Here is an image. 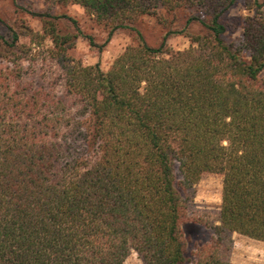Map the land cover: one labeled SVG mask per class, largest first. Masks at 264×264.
<instances>
[{"label": "trees", "instance_id": "trees-1", "mask_svg": "<svg viewBox=\"0 0 264 264\" xmlns=\"http://www.w3.org/2000/svg\"><path fill=\"white\" fill-rule=\"evenodd\" d=\"M240 1L248 13L230 17ZM69 4L136 42L108 70L85 63L71 53L77 19L56 12ZM43 5L23 8L41 30L0 16V264H123L132 251L145 264H235L232 233L264 242V0ZM143 16L166 29L158 45ZM176 34L190 47L172 49ZM210 172L222 202L194 218L212 235L190 254L183 225Z\"/></svg>", "mask_w": 264, "mask_h": 264}, {"label": "rangeland", "instance_id": "rangeland-1", "mask_svg": "<svg viewBox=\"0 0 264 264\" xmlns=\"http://www.w3.org/2000/svg\"><path fill=\"white\" fill-rule=\"evenodd\" d=\"M28 10H42L43 0H0V16L13 25L28 24L36 30H41L42 23L39 19L25 12ZM58 13H67L77 19L81 34L75 40V47L71 53L82 58L87 64L99 62L104 70H108L115 59L125 48L136 42V34L132 30H117L110 32L99 25L82 6L69 4L57 8ZM190 13L189 11L185 14ZM248 13L243 1L238 2L228 13L230 17L243 18ZM172 18V16H169ZM185 20L177 22L178 27L184 25ZM67 24V23H66ZM138 28L142 31L147 41L158 45L166 29L154 16H143L138 22ZM197 24L191 25V30L199 31ZM5 28L0 21V33ZM242 36V28L228 34V38L239 42ZM89 37L94 44L90 43ZM168 45L174 50H184L190 47V39L183 34L172 35L168 39ZM223 175L221 173H205L196 185L194 203L190 206L188 219L183 225L184 235L188 244V251L192 254L200 245L209 241L212 229L204 224L195 222L194 218L200 215H212L217 217L222 202ZM232 248L230 260L235 264H264V242L238 232L232 233ZM123 264H145L139 254L132 251Z\"/></svg>", "mask_w": 264, "mask_h": 264}]
</instances>
